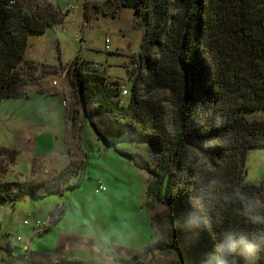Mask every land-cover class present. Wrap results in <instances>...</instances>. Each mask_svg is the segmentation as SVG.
<instances>
[{
    "label": "trees",
    "instance_id": "trees-1",
    "mask_svg": "<svg viewBox=\"0 0 264 264\" xmlns=\"http://www.w3.org/2000/svg\"><path fill=\"white\" fill-rule=\"evenodd\" d=\"M102 5L94 6L96 13L115 16L131 7L144 23L140 52L136 60L132 57L141 68L129 91L106 74L88 70L79 56L68 65L27 58L29 33L62 25L68 11L47 1L0 0V98L26 99L32 85L37 92L49 91L43 79L64 72L78 106L75 113H82L81 123L73 114V130L82 133L89 122L101 135L148 141L141 165L151 177L147 196L165 206L168 215L152 216L160 238L128 262L174 251L179 264H204L221 228L259 227L241 215L244 204L235 193L248 194L249 204L264 210V176L247 181L245 164L249 149L264 145V118L245 113L264 109V0H105ZM124 89L127 103L121 98ZM160 92L167 93L166 99L157 98ZM17 154L15 148L0 147V205L14 202V187L40 197L64 192L68 177L62 174L68 166L42 183L6 180ZM197 199L203 206L199 214L210 226L189 231L182 222L198 211ZM64 213V204L50 211V223L38 235ZM26 219L35 229L32 223L39 218ZM22 241L17 235L6 249L22 248L24 264H84L33 251L29 241L19 247ZM236 264H244L239 256ZM256 264H264V252Z\"/></svg>",
    "mask_w": 264,
    "mask_h": 264
},
{
    "label": "rangeland",
    "instance_id": "rangeland-1",
    "mask_svg": "<svg viewBox=\"0 0 264 264\" xmlns=\"http://www.w3.org/2000/svg\"><path fill=\"white\" fill-rule=\"evenodd\" d=\"M38 1L51 2L68 14L62 25L29 33L27 58L68 65L79 56L76 60L85 59L88 70L106 74L129 91L141 68L132 57L137 59L144 31V23L133 8L122 7L112 16L95 12L94 6L103 8L105 0ZM43 81L49 91L37 92L38 86L32 85L28 87V99L0 98V147L15 145L18 150L15 163L4 177L42 183L68 166L67 173L62 174L68 180L61 186L62 194L52 192L42 197L13 188L14 202L0 205V245L4 247L0 248V264L25 263L22 248L6 249L7 242L17 235L23 238L19 247L29 241L33 251L46 246L50 250L47 253L84 264H179L174 251L128 262L137 250L160 238L152 216L168 215L165 206L147 196L151 177L141 165L147 160L148 141L101 135L89 122L84 123L82 133L73 130V114L77 115L76 123H81L82 113H75L78 106L73 104L68 78L59 71ZM128 94L121 95L123 103H127ZM158 96L166 99L168 95L160 92ZM245 113L248 118H264V109ZM38 128L51 137V144L40 136H36V148L21 141L28 129ZM245 164L246 180L261 181L264 145L250 148ZM99 183L106 191L95 193ZM60 204H64L65 213L49 231L38 235L36 229L23 223L26 218L45 219Z\"/></svg>",
    "mask_w": 264,
    "mask_h": 264
},
{
    "label": "clouds",
    "instance_id": "clouds-1",
    "mask_svg": "<svg viewBox=\"0 0 264 264\" xmlns=\"http://www.w3.org/2000/svg\"><path fill=\"white\" fill-rule=\"evenodd\" d=\"M244 204L241 215L248 219L250 224L259 227H223L216 235L217 242L213 250L207 254L204 264H236L239 256L244 264H256L260 254L264 252V210H255L250 205L251 197L243 192L234 194ZM195 208L198 211L190 212L183 220L182 226L191 231L201 225L210 226L206 217H202L199 211H203L202 202L197 199Z\"/></svg>",
    "mask_w": 264,
    "mask_h": 264
},
{
    "label": "crops",
    "instance_id": "crops-1",
    "mask_svg": "<svg viewBox=\"0 0 264 264\" xmlns=\"http://www.w3.org/2000/svg\"><path fill=\"white\" fill-rule=\"evenodd\" d=\"M29 98V97H28ZM28 98H26V99H28ZM36 136H40V137H42L43 138V140L44 141H49V144H51V137L50 136H46L45 135V133L44 132H42L41 131V129H36V130H33V129H28V133L26 134V135H24L22 138H20L21 139V141H25L26 143H28V144H30L31 146V148H36V146H37V144H36ZM15 138H19V136L18 135H16L15 136ZM34 141V142H33ZM47 144H48V142H47ZM44 147H46L47 148V145H45V144H42ZM3 147H11V148H15V149H17L16 148V146L14 145V146H3ZM44 156H49V155H45L44 154ZM68 163L66 162L65 163V165L63 166V167H61V168H64L66 165H67ZM61 166H62V164H61ZM37 172V171H36ZM22 182V181H21ZM57 206V205H56ZM52 211V210H51ZM49 231V230H48ZM32 237V236H31ZM31 239V238H30ZM48 248V247H47ZM46 248V246H45V248L44 249H42V250H40L39 252H45V251H48L49 249H47ZM50 251V250H49ZM51 254V253H50ZM54 255V254H53ZM20 257V256H19ZM57 257V256H56ZM58 257H64V256H60V255H58ZM64 258H67V257H64ZM67 259H70V258H67ZM82 262V261H81ZM137 263V262H136ZM140 263H142V262H140ZM139 263V264H140ZM144 264V263H143Z\"/></svg>",
    "mask_w": 264,
    "mask_h": 264
},
{
    "label": "built area",
    "instance_id": "built-area-1",
    "mask_svg": "<svg viewBox=\"0 0 264 264\" xmlns=\"http://www.w3.org/2000/svg\"><path fill=\"white\" fill-rule=\"evenodd\" d=\"M71 8H73V7H71ZM71 8L69 7V9H71ZM126 93H127V90L126 89L122 90V94L123 95L126 94ZM63 102L65 104V101H63ZM104 191H106V187H105V185H103L101 183H99V185L95 188V193L104 192ZM50 220H51L50 216H47L43 220H41V219H35L34 222L32 223V226L37 231H42L44 228H46L49 225ZM23 223L24 224H29L30 222H29L28 219H25V220H23ZM25 248H27V246H25Z\"/></svg>",
    "mask_w": 264,
    "mask_h": 264
}]
</instances>
